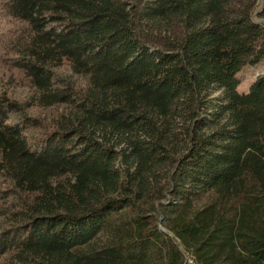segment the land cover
Segmentation results:
<instances>
[{"label":"trees","instance_id":"trees-1","mask_svg":"<svg viewBox=\"0 0 264 264\" xmlns=\"http://www.w3.org/2000/svg\"><path fill=\"white\" fill-rule=\"evenodd\" d=\"M257 6L0 0V264H264Z\"/></svg>","mask_w":264,"mask_h":264},{"label":"rangeland","instance_id":"rangeland-1","mask_svg":"<svg viewBox=\"0 0 264 264\" xmlns=\"http://www.w3.org/2000/svg\"><path fill=\"white\" fill-rule=\"evenodd\" d=\"M259 6V5H258ZM257 6V18L258 19H264V16H260L259 13L261 11L258 10ZM8 27L7 22L0 21V33H2L5 29ZM264 73V64L256 65V66H251L247 67L244 71H242L239 74L241 84H240V92H248L250 89V86L253 82V80L260 74Z\"/></svg>","mask_w":264,"mask_h":264},{"label":"water","instance_id":"water-1","mask_svg":"<svg viewBox=\"0 0 264 264\" xmlns=\"http://www.w3.org/2000/svg\"><path fill=\"white\" fill-rule=\"evenodd\" d=\"M258 10L259 11H262L263 9H264V0H258ZM257 9H256V12H255V14H254V19L257 21V22H259V23H262V25L264 24V19H258L257 18ZM161 220V219H160ZM159 227H160V229H162V230H164V231H166V228L162 225V224H160L159 225Z\"/></svg>","mask_w":264,"mask_h":264},{"label":"built area","instance_id":"built-area-1","mask_svg":"<svg viewBox=\"0 0 264 264\" xmlns=\"http://www.w3.org/2000/svg\"><path fill=\"white\" fill-rule=\"evenodd\" d=\"M190 262H192V260H189Z\"/></svg>","mask_w":264,"mask_h":264}]
</instances>
